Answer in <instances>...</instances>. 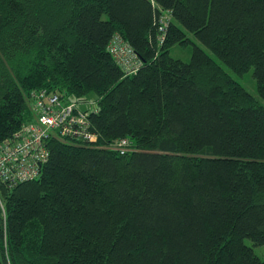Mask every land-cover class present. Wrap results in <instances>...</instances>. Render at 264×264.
I'll return each mask as SVG.
<instances>
[{
  "label": "trees",
  "instance_id": "16d2710c",
  "mask_svg": "<svg viewBox=\"0 0 264 264\" xmlns=\"http://www.w3.org/2000/svg\"><path fill=\"white\" fill-rule=\"evenodd\" d=\"M189 36L264 101V0H0V143L41 90L96 137L56 131L36 178L0 185L1 264H264V105Z\"/></svg>",
  "mask_w": 264,
  "mask_h": 264
},
{
  "label": "built area",
  "instance_id": "2783aa9c",
  "mask_svg": "<svg viewBox=\"0 0 264 264\" xmlns=\"http://www.w3.org/2000/svg\"><path fill=\"white\" fill-rule=\"evenodd\" d=\"M108 52L126 74L135 72L140 65L134 51L118 36L111 40ZM30 109L33 120L0 143V185L9 188L38 176L48 160L47 142L54 132L82 136L90 142L96 139L87 129L86 109L75 113L76 106L64 104L58 94L46 90L34 92ZM123 143L117 146L121 154L126 152Z\"/></svg>",
  "mask_w": 264,
  "mask_h": 264
},
{
  "label": "rangeland",
  "instance_id": "374dc122",
  "mask_svg": "<svg viewBox=\"0 0 264 264\" xmlns=\"http://www.w3.org/2000/svg\"><path fill=\"white\" fill-rule=\"evenodd\" d=\"M190 38L194 44H196L198 47L203 49L211 58H213L223 68V70L226 73H228L236 82H238L240 85H242L247 90L248 93L253 95L261 104L264 105V101L258 96V93L256 90V83H255V79L253 78V71L252 70H249L246 74H244L242 76L234 74L225 65H223L209 50H207L203 45H201L197 40H195L192 36ZM192 48H193L192 45H187L184 48L179 47V46H175L171 49L170 55L173 58L180 59L184 62H188L190 59ZM86 99L88 100L90 107L95 108V102H94L95 101V95L89 94L86 97ZM84 107H82V109ZM86 108L87 107H85L84 109H86ZM245 243L249 246L252 245L251 242L248 240ZM253 250H254V253L258 257H260L261 259H264V245L254 246Z\"/></svg>",
  "mask_w": 264,
  "mask_h": 264
},
{
  "label": "water",
  "instance_id": "95a60500",
  "mask_svg": "<svg viewBox=\"0 0 264 264\" xmlns=\"http://www.w3.org/2000/svg\"><path fill=\"white\" fill-rule=\"evenodd\" d=\"M0 264H1V260H0Z\"/></svg>",
  "mask_w": 264,
  "mask_h": 264
}]
</instances>
